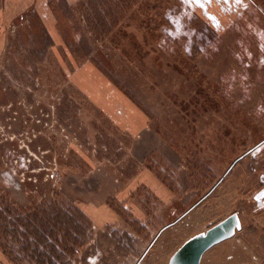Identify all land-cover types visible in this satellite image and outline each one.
<instances>
[{
    "label": "rangeland",
    "instance_id": "obj_1",
    "mask_svg": "<svg viewBox=\"0 0 264 264\" xmlns=\"http://www.w3.org/2000/svg\"><path fill=\"white\" fill-rule=\"evenodd\" d=\"M0 0V264H264V0ZM262 195L256 198V194Z\"/></svg>",
    "mask_w": 264,
    "mask_h": 264
},
{
    "label": "water",
    "instance_id": "obj_2",
    "mask_svg": "<svg viewBox=\"0 0 264 264\" xmlns=\"http://www.w3.org/2000/svg\"><path fill=\"white\" fill-rule=\"evenodd\" d=\"M262 191L256 194V198ZM241 229V221L237 212H233L212 225L186 239L169 257L168 264H200L205 252L218 243L225 241Z\"/></svg>",
    "mask_w": 264,
    "mask_h": 264
},
{
    "label": "snow or ice",
    "instance_id": "obj_3",
    "mask_svg": "<svg viewBox=\"0 0 264 264\" xmlns=\"http://www.w3.org/2000/svg\"><path fill=\"white\" fill-rule=\"evenodd\" d=\"M184 2L186 3H197L199 4L201 2V0H184ZM206 2H211V0H206Z\"/></svg>",
    "mask_w": 264,
    "mask_h": 264
},
{
    "label": "crops",
    "instance_id": "obj_4",
    "mask_svg": "<svg viewBox=\"0 0 264 264\" xmlns=\"http://www.w3.org/2000/svg\"><path fill=\"white\" fill-rule=\"evenodd\" d=\"M223 1L226 4V6L231 7L232 5L231 1L230 2H228L229 0H223Z\"/></svg>",
    "mask_w": 264,
    "mask_h": 264
}]
</instances>
